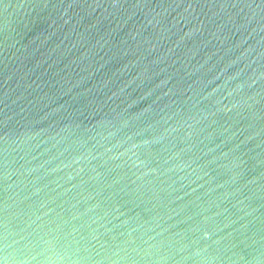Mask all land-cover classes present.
<instances>
[{
	"label": "water",
	"instance_id": "1",
	"mask_svg": "<svg viewBox=\"0 0 264 264\" xmlns=\"http://www.w3.org/2000/svg\"><path fill=\"white\" fill-rule=\"evenodd\" d=\"M0 264H264V0H0Z\"/></svg>",
	"mask_w": 264,
	"mask_h": 264
}]
</instances>
